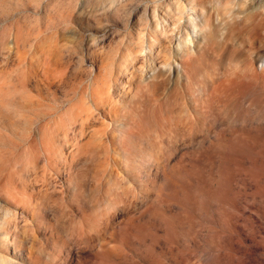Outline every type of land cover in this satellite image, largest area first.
<instances>
[{"label":"rangeland","instance_id":"1","mask_svg":"<svg viewBox=\"0 0 264 264\" xmlns=\"http://www.w3.org/2000/svg\"><path fill=\"white\" fill-rule=\"evenodd\" d=\"M184 2L0 0V239L9 240L0 242V257L264 264V176H253L264 165L247 156L226 172L210 151L229 139V109L251 98L225 111L216 104L206 120L195 112L178 73V37L192 32ZM204 2L213 55L249 56L260 66L264 0ZM173 94L190 121L163 136L160 155L141 161L143 142L123 140L119 130L129 129L146 97L163 102ZM215 190L207 209L185 204L188 194ZM168 193L174 197L159 203ZM153 203L161 220L150 213Z\"/></svg>","mask_w":264,"mask_h":264},{"label":"bare ground","instance_id":"2","mask_svg":"<svg viewBox=\"0 0 264 264\" xmlns=\"http://www.w3.org/2000/svg\"><path fill=\"white\" fill-rule=\"evenodd\" d=\"M181 5L183 7L181 13L187 12L186 17L191 23L192 32L186 37H178L176 52L181 58L178 73L181 72L185 79L187 95L190 97V94H193L194 96L195 112L200 115L202 120H206L212 115L216 104L225 111L233 102L241 98H251L249 105L245 107L242 105L233 106L231 110L229 109L230 115L231 111L233 112V121L229 124V139H226L223 144L217 140L216 144L210 147V151L214 155H218V162L226 172L228 166L230 171L233 164L241 163L247 159V156L250 157V161L259 160V164L264 165V155H261L264 153V62L257 66L255 59L248 56L238 60L233 53L224 61L219 59L217 54L214 56L211 49L209 18L204 0L199 3H195L194 0H185ZM177 23L182 25L185 20L179 17ZM195 53H199V59L207 58L208 65L203 67L201 63L194 61ZM215 65H218V68H215ZM218 69L221 72L218 73L219 77L215 78V70ZM252 106H255V109ZM135 112L136 118L129 129L119 130V136L123 140L136 138L143 142L145 147L139 156L141 161L152 155L151 152L160 155L163 136L176 129L179 123L190 121L189 112L176 94L170 95L163 102H156L151 97H146L145 103L139 104ZM234 122L236 123L232 124ZM193 126L194 124L191 123L190 129ZM256 147H260L259 151H254ZM171 169L178 170L176 167ZM261 174L255 172L253 176L260 178L264 176V172ZM196 178L197 176H191L186 184ZM165 180L168 188L176 186L174 178L166 176ZM216 192V190L199 191L196 195L188 194L185 204L207 209L212 201L217 199ZM170 197L174 196L168 193L163 200L158 198V202L162 204ZM197 197H201V199L196 201ZM231 204L232 202L229 200V206ZM157 206L159 204L153 203L150 213L161 220ZM181 217L180 215L172 216L168 223H173L175 226ZM6 241H9L7 237H1V243ZM10 241L14 247H17L12 239ZM0 264L18 263L3 254L0 257Z\"/></svg>","mask_w":264,"mask_h":264}]
</instances>
